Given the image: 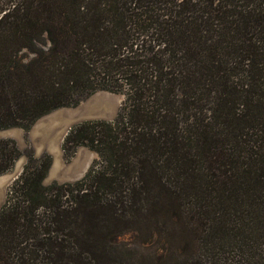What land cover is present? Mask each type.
I'll list each match as a JSON object with an SVG mask.
<instances>
[{
  "label": "trees",
  "instance_id": "obj_1",
  "mask_svg": "<svg viewBox=\"0 0 264 264\" xmlns=\"http://www.w3.org/2000/svg\"><path fill=\"white\" fill-rule=\"evenodd\" d=\"M97 90L123 94L116 117L63 141L97 158L48 185L50 157L28 158L0 264H264V0L0 7V129ZM20 154L0 139V173Z\"/></svg>",
  "mask_w": 264,
  "mask_h": 264
},
{
  "label": "rangeland",
  "instance_id": "obj_2",
  "mask_svg": "<svg viewBox=\"0 0 264 264\" xmlns=\"http://www.w3.org/2000/svg\"><path fill=\"white\" fill-rule=\"evenodd\" d=\"M9 0H0V7ZM123 94L107 90H97L76 105L63 106L38 117L28 127L0 129V139H12L21 151L11 167L0 173V207L6 201L10 185L20 175L30 156L39 158L48 155L50 166L42 181L48 185L72 182L82 177L92 165L97 154L87 146H77L69 157L63 149V141L68 131L84 121H112L123 102ZM131 239L130 233L122 236Z\"/></svg>",
  "mask_w": 264,
  "mask_h": 264
}]
</instances>
